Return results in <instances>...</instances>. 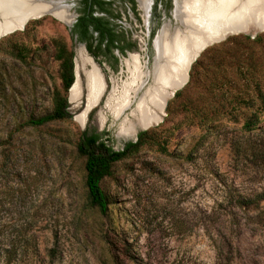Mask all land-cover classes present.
<instances>
[{
    "label": "rangeland",
    "instance_id": "1",
    "mask_svg": "<svg viewBox=\"0 0 264 264\" xmlns=\"http://www.w3.org/2000/svg\"><path fill=\"white\" fill-rule=\"evenodd\" d=\"M69 3L74 10L76 1ZM115 6L122 11L123 28L139 43L130 52L139 71L130 95L135 89L142 94L157 86L150 74L154 51L146 47L149 27L126 13L124 5ZM225 35L199 53L176 90L179 95H163L161 109L152 108L154 119L146 125L134 113L136 99L118 117L112 108L131 80L122 65L130 53L118 55L115 71L107 63L99 65L71 40L68 26L50 14L0 38V150L11 153L7 161L0 154V224L19 221L23 169L40 167L35 202L49 196L56 237L37 229L34 264H264V199L239 204L264 192V28L252 18L244 30ZM53 38L75 53V97L66 93L70 118L23 127L28 117L50 111L52 94L61 89ZM16 48L24 49V61L14 56ZM92 65L103 92L79 123L75 117L84 111ZM254 115L259 122L245 129L244 121ZM139 130H156L164 149L144 145L115 162L101 181L106 213L87 207L83 158L75 152L80 133L98 132L106 145L119 150ZM25 148L30 155L21 154ZM11 189L13 199L7 195ZM49 248H54L53 259Z\"/></svg>",
    "mask_w": 264,
    "mask_h": 264
},
{
    "label": "trees",
    "instance_id": "2",
    "mask_svg": "<svg viewBox=\"0 0 264 264\" xmlns=\"http://www.w3.org/2000/svg\"><path fill=\"white\" fill-rule=\"evenodd\" d=\"M87 7L89 10L87 11ZM94 10L106 11L108 6L97 5L95 8L90 5H84L81 14L77 18L72 34H77L79 41H84L87 51L97 58L100 55H111L110 47H118L115 41L123 40V35L114 33L113 28L107 25V22L98 16H94ZM88 25H92V31H98V36L94 37L89 30ZM248 38V36H245ZM96 41V44L93 42ZM51 44L54 48V58L58 61V75L60 79V90H55L52 94V107L50 111L37 117H28L22 122L23 127L38 128L51 122L62 121L70 118L68 112V102L66 93L74 81L73 74V52L67 47L66 43L59 38H53ZM104 44V46H103ZM122 51L123 46H119ZM14 56L24 61L25 52L23 48H16ZM116 60V58H114ZM179 95L176 91L174 97ZM260 100L264 111V95H260ZM259 122L258 117L251 116L247 118L243 127L251 129ZM13 132L9 133L5 143H10ZM164 140L156 130H139L135 141H127L119 150H114L105 144L98 132H81L75 142L76 154L83 158V187L85 189V203L87 207L97 208L101 214H105L108 206V198L101 187L103 178L111 174L112 166L130 155L135 154L144 145H156L163 148ZM39 151H43V144L39 143ZM30 148L22 149L21 154L30 155ZM0 154L7 161L11 156L8 149L3 148ZM20 155V153H19ZM42 170L38 166H28L23 169L22 186L18 193V202L24 206L18 212V220L15 223L0 224V264H34L39 256L37 229H47L56 237L54 232V220L48 204V195L42 198L38 203L35 202L36 185L34 180L39 179ZM34 187V188H33ZM14 190L7 192L10 199L14 198ZM264 192L257 194L253 199H241L239 204L248 206L253 200H263ZM1 209V208H0ZM42 225V223H44ZM38 223L41 225L37 227ZM47 256L53 259L55 256L54 248L47 250Z\"/></svg>",
    "mask_w": 264,
    "mask_h": 264
},
{
    "label": "bare ground",
    "instance_id": "3",
    "mask_svg": "<svg viewBox=\"0 0 264 264\" xmlns=\"http://www.w3.org/2000/svg\"><path fill=\"white\" fill-rule=\"evenodd\" d=\"M49 1L51 4L47 0H0V38L21 30L30 19L49 13H54L61 22L67 24L70 17L56 9L58 5L54 0ZM139 2L142 6L147 4V0ZM60 7L67 11L64 5H59ZM173 15L175 26L167 25L177 28L172 32L163 28L154 42L155 54L150 74L153 84L156 82L157 86L146 89L142 94H137L138 89H135L130 95L136 78H139L134 55H130L125 60V65L131 80L125 83L122 94L115 99L112 108L116 117L128 109L136 99L134 113L143 125L150 123L154 119L152 108L160 110L163 95L170 92L172 96L174 90L183 86L191 63L205 47L225 39L227 35H223L228 31L244 30L252 18L259 27L264 28V0H182L180 4H176ZM93 66L95 68V65ZM103 87L95 70L90 69L87 72L88 90L84 114L75 117L79 123H83L86 110L98 101ZM75 89L76 83L69 90L71 99L75 97Z\"/></svg>",
    "mask_w": 264,
    "mask_h": 264
},
{
    "label": "flooded vegetation",
    "instance_id": "4",
    "mask_svg": "<svg viewBox=\"0 0 264 264\" xmlns=\"http://www.w3.org/2000/svg\"><path fill=\"white\" fill-rule=\"evenodd\" d=\"M74 1H76L77 6L74 10H72L68 5L70 4L69 3L70 0H54L56 5H58L57 7L55 6L56 9L61 10L63 13H65L70 17V21L67 24L63 22L62 23L68 26V33L71 40H73L75 43L82 44L83 50H85L86 53L90 57H92L93 60H95L99 65H102L103 63H107L110 69L115 71L119 65V61H120L119 56L124 57L130 52L137 51L139 44L136 40L131 38L130 32L127 29L123 28L121 24L122 11L118 9L115 5L116 4L124 5L125 6L124 10L126 13L128 10L134 16L135 20L138 23H141L142 21L144 25H147L149 27V36L147 38L146 47L148 49V52H151V50H153L155 54L154 42H155V38L159 36L160 31L163 28H166L168 29V32H172L174 31L175 28H177V27L171 28L169 26H175L176 21L174 20L173 13L176 4H180L182 0H147L146 2L147 4L145 6H142L139 0H74ZM47 2L50 3L49 0H47ZM99 4L108 6L109 12L111 13H108L106 11L94 10L93 15L102 17L107 22V25L113 28L114 33L123 35L124 39L118 42L115 41V44H117L118 47H110L111 55H100L97 58H95L87 51L85 42L79 41L77 39V34L76 33L72 34L71 31L77 18L81 14V9L83 8L84 5L87 6L92 5L95 8V6ZM59 5H64L67 11H65L64 8L62 7L59 8ZM88 10L89 7H87V11ZM49 14L61 22V20L58 19L54 13H49ZM88 28L92 32V35L94 37L98 36V31H92V25H88ZM93 44H96V41H94ZM119 46H123L122 51L120 50ZM71 51L73 52V59H74L75 53L73 50ZM130 55H134V54L130 53L129 56ZM129 56L127 58H129ZM114 58H116V60H114ZM133 58L136 60L135 62L137 63L136 55H134ZM125 60L122 62V65L125 66V68L127 69L125 65ZM139 68L140 71L143 72V75H146V72L143 71L142 66H139ZM93 69L95 70L94 66ZM74 79H75V74H74Z\"/></svg>",
    "mask_w": 264,
    "mask_h": 264
},
{
    "label": "water",
    "instance_id": "5",
    "mask_svg": "<svg viewBox=\"0 0 264 264\" xmlns=\"http://www.w3.org/2000/svg\"><path fill=\"white\" fill-rule=\"evenodd\" d=\"M74 83H75V79H74L72 85L70 86V88L73 86ZM70 88H69V90H70ZM178 89H179V88H178ZM178 89H176V90H178ZM176 90H174V91L172 92V95L175 94ZM143 129H144V128H143ZM136 134H137V133H136ZM135 140H136V135H135V137H134L133 139H131V141H135Z\"/></svg>",
    "mask_w": 264,
    "mask_h": 264
}]
</instances>
